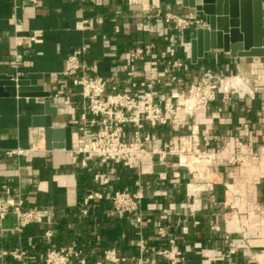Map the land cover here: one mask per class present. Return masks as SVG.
I'll list each match as a JSON object with an SVG mask.
<instances>
[{"label": "crops", "instance_id": "obj_1", "mask_svg": "<svg viewBox=\"0 0 264 264\" xmlns=\"http://www.w3.org/2000/svg\"><path fill=\"white\" fill-rule=\"evenodd\" d=\"M154 5L179 15L193 12L202 19L201 26L206 24L203 13L184 7L182 0H0V72L43 85L57 107L53 125L71 130L70 148H47L44 128L32 124V115L44 110L42 98L0 97V196L43 209L22 232L14 230L12 213L0 218V250L22 246L30 264H45L51 248L76 245L83 254L72 264H137L138 241L143 238L149 249L146 256L165 263L156 250L174 238L186 256L184 264H264V159L241 164L215 160L214 167L201 168L213 176V189L200 190L189 169L174 167V157L156 170L151 160L129 168L74 151L80 138L82 98L63 80L62 72L69 54L81 48H85L81 62L121 89H131V82L162 69L171 57L183 60L184 67L165 76L167 83L156 92L159 97L209 74L235 83H229L235 90L228 97L219 93L193 116L180 110L183 124L175 129L147 126L144 133L150 136V146L197 128L200 134L221 136L214 141L216 147L238 150L241 144L243 151L262 149L264 56L232 57L213 49L193 64L184 44L198 26L178 32L160 18L148 22ZM22 37L27 39L19 44ZM148 42L155 43L153 56L132 62L129 48ZM127 136H134L132 126ZM33 145L30 152L4 153ZM96 174L108 181L96 180ZM230 188L235 190V206L230 203ZM138 189L143 194L141 222L137 214L114 210L108 198L90 202L87 213L82 212L84 198L92 190L111 196L116 190ZM159 224L166 227L165 237L157 233ZM106 248H115L125 260L107 262ZM0 264L17 262L0 253Z\"/></svg>", "mask_w": 264, "mask_h": 264}, {"label": "built area", "instance_id": "obj_2", "mask_svg": "<svg viewBox=\"0 0 264 264\" xmlns=\"http://www.w3.org/2000/svg\"><path fill=\"white\" fill-rule=\"evenodd\" d=\"M152 18L162 19L178 32L192 26L199 27L202 24V19L193 12L179 15L155 5L150 7L147 14L148 22H151ZM116 30L120 28L116 27ZM25 39L27 37H22L19 44ZM184 48L190 50V42H186ZM154 49V42L134 45L129 48L128 56L132 62H138L153 56ZM84 51L85 48H81L69 54L62 72L63 80L71 88H77L82 98L79 118L80 138L74 148L75 152L98 157L103 162L121 163L129 168L140 167L144 160L166 163L169 157H174V167L189 169L195 188L200 190L213 189V176L202 173L201 168L214 167L215 160L220 159L228 164H241L252 159H264V145L261 150L247 151H243L241 144L238 150H232L227 145L216 147L214 141L221 139V136L213 133L200 134L197 128L171 137L160 146L149 145L150 136L144 133L147 126L170 125L175 129L183 124L184 118L180 115V110H183L185 116H193L199 110L206 109L219 93L228 97L232 86H224L226 79L223 76L212 74L200 76L159 97L156 92L160 86L167 83L165 76L184 67V61L180 58L166 59L162 69L152 72L145 79L131 82V89H121L117 82H110L96 74L93 66L81 62L80 57ZM129 126L133 127L134 136L132 137L127 136ZM34 148L33 145L28 149H8L4 153L8 155L24 153ZM95 179L108 181V177L101 174H96ZM136 184L140 185V181L137 180ZM230 190L232 196L230 203L235 206V190L231 188ZM105 198L109 199L114 210L126 214H137V221H142L139 213L143 194L140 189L116 190L111 196H106L100 190H92L84 198L82 212L87 213L90 202ZM9 213L15 217L14 230L22 232L28 224L43 214V209L37 206L25 207L21 200L13 201L9 196H0V218H4ZM157 233L165 237L166 227L159 224ZM45 234L49 237L51 231L47 230ZM138 246L140 256L137 264H184L186 261V256L177 247L174 238H168V245L156 250V254L165 260V263L151 261L146 256L145 253L149 249L143 238L139 239ZM234 249L235 245L231 244V252ZM0 253L2 256H11L17 264H30L29 254L22 246L2 249ZM82 254V249L76 245L53 247L46 254L45 264H72V261L81 257ZM103 256L107 262L111 263L125 260V257L120 256L115 248H106Z\"/></svg>", "mask_w": 264, "mask_h": 264}, {"label": "water", "instance_id": "obj_3", "mask_svg": "<svg viewBox=\"0 0 264 264\" xmlns=\"http://www.w3.org/2000/svg\"><path fill=\"white\" fill-rule=\"evenodd\" d=\"M182 5L203 13L206 24L190 40V61L222 49L232 57L264 56V0H182ZM0 97L42 98L44 110L32 115V124L44 128L47 148H70V128L55 127L57 107L51 92L27 78L0 72ZM156 170L164 166L156 163Z\"/></svg>", "mask_w": 264, "mask_h": 264}, {"label": "bare ground", "instance_id": "obj_4", "mask_svg": "<svg viewBox=\"0 0 264 264\" xmlns=\"http://www.w3.org/2000/svg\"><path fill=\"white\" fill-rule=\"evenodd\" d=\"M229 83L235 84L234 82L229 81V79H226V80L224 81V86H225V85H229Z\"/></svg>", "mask_w": 264, "mask_h": 264}, {"label": "rangeland", "instance_id": "obj_5", "mask_svg": "<svg viewBox=\"0 0 264 264\" xmlns=\"http://www.w3.org/2000/svg\"><path fill=\"white\" fill-rule=\"evenodd\" d=\"M235 77H239L240 78V80H241V76H235ZM225 79H226V77H224ZM231 90H235V89H233V87H232V89ZM240 90H243V89H239V91Z\"/></svg>", "mask_w": 264, "mask_h": 264}]
</instances>
